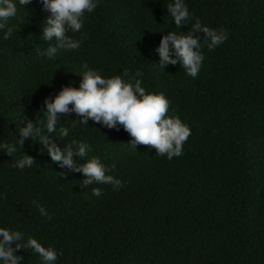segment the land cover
Here are the masks:
<instances>
[{
    "label": "trees",
    "instance_id": "1",
    "mask_svg": "<svg viewBox=\"0 0 264 264\" xmlns=\"http://www.w3.org/2000/svg\"><path fill=\"white\" fill-rule=\"evenodd\" d=\"M172 3L99 0L83 30L68 33L80 48L58 49L53 59L41 55L59 42L42 39L51 13L40 0L19 8L10 39L0 32V143H16L29 122L45 124L44 100L78 88L84 64L105 78L141 71L146 91L163 93L168 115L191 128L184 154L168 160L150 146L133 148L122 126L62 117L52 138L61 147L88 144V156L74 159L99 157L123 182L119 190L85 187L82 173L60 168L36 140L11 157L0 152V227L54 248L57 264H264V0H185L192 19L180 29L166 8ZM197 19L229 38L214 50L204 45L196 79L179 64L161 69L155 49L163 36L187 33ZM25 153L35 163L21 170L15 164ZM17 255L41 264L30 248Z\"/></svg>",
    "mask_w": 264,
    "mask_h": 264
},
{
    "label": "clouds",
    "instance_id": "2",
    "mask_svg": "<svg viewBox=\"0 0 264 264\" xmlns=\"http://www.w3.org/2000/svg\"><path fill=\"white\" fill-rule=\"evenodd\" d=\"M43 8L51 15L44 21V41L56 40L57 47L48 46L41 55L49 59L56 57L58 49L76 50L81 46L80 40H75L68 33H80L85 24V14L92 13L99 5V0H40ZM33 3V0H0V32L3 39L11 38L14 29L9 27V21L14 19L19 8ZM168 14L175 22L176 28L187 25L192 19L185 0H173L167 7ZM228 33L223 29H213L197 19L187 33L175 31L164 35L155 52L159 54L158 65L165 70L169 66L179 64L185 69L186 75L196 79L203 67L205 56L203 47L214 50L228 39ZM83 79L79 87L65 86L58 94L44 100L46 123L37 125L29 122L26 127H20L19 139L16 143H0V152L10 157L17 152V145L24 148L25 141L36 140L51 160L60 168L71 172L82 173L85 187L93 184H109L114 190H119L123 182L107 173L108 167L99 157L87 159L78 163L74 157L84 160L88 156L90 146L82 141L73 140L61 147L52 134L57 132V125L62 117L75 114L78 119H72L75 124L87 126L89 121L101 124L108 129L120 130L122 126L132 140L128 143L137 149L138 145H146L156 150V155L166 156L168 160L182 156L183 146L191 136V128L178 116L168 115L171 102L163 93H149L143 84V73L137 71L132 75L125 71L123 76L103 77L97 70L83 66ZM128 78V79H125ZM69 128L60 127L59 137L66 138ZM35 163L33 156L27 155L16 161L15 167L23 170L31 168ZM113 169L115 165L112 166ZM68 175L67 172L64 173ZM93 195L100 197V188L93 189ZM42 216H48L47 210L39 207ZM50 218V217H49ZM14 245V246H13ZM32 249L41 258V264H57L59 253L52 247H45L35 238L25 242L24 234L19 230L0 227V264H22L24 257L17 255L21 249Z\"/></svg>",
    "mask_w": 264,
    "mask_h": 264
}]
</instances>
